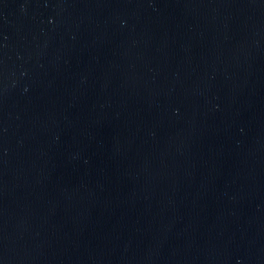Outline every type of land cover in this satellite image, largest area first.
Listing matches in <instances>:
<instances>
[{"label": "water", "instance_id": "95a60500", "mask_svg": "<svg viewBox=\"0 0 264 264\" xmlns=\"http://www.w3.org/2000/svg\"><path fill=\"white\" fill-rule=\"evenodd\" d=\"M0 264H264V0H0Z\"/></svg>", "mask_w": 264, "mask_h": 264}]
</instances>
